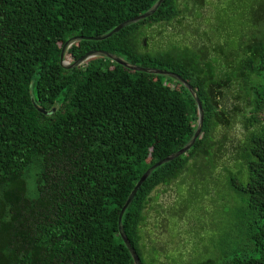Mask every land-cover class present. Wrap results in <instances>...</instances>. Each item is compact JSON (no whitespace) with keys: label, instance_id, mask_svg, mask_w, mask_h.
I'll return each mask as SVG.
<instances>
[{"label":"trees","instance_id":"obj_1","mask_svg":"<svg viewBox=\"0 0 264 264\" xmlns=\"http://www.w3.org/2000/svg\"><path fill=\"white\" fill-rule=\"evenodd\" d=\"M155 1L0 0V264H134L118 233L119 211L140 175L188 142L195 100L198 135L141 182L121 214L123 235L145 264L140 227L154 190L195 165L212 170L220 146L215 128L241 116L245 134L234 146L240 162L221 177L227 172L246 217L234 244L223 243L218 264H264V1L251 10L222 7L239 33L227 53L212 44L213 56L201 33L200 44L145 48L147 29L182 23L202 0H162L145 18L88 38ZM62 47L69 63L104 51L170 72L196 99L178 80L104 57L65 68ZM225 90H233L231 109Z\"/></svg>","mask_w":264,"mask_h":264},{"label":"rangeland","instance_id":"obj_2","mask_svg":"<svg viewBox=\"0 0 264 264\" xmlns=\"http://www.w3.org/2000/svg\"><path fill=\"white\" fill-rule=\"evenodd\" d=\"M202 1L203 7L198 14L191 9L182 23L172 22L147 29L146 50H161L178 42L200 44L202 42L198 37L201 33L203 40L208 39L203 42L207 56H213L210 49L215 43L220 44L222 51L227 53L228 40L235 42L239 32L235 30L234 16L227 17L230 11L228 13L222 7L251 10L252 4L264 0ZM214 4H218L217 7ZM187 6L191 7L192 3L188 1ZM244 14L251 18L246 10ZM217 35L221 36L217 39ZM91 58L94 57L88 59ZM222 95L224 106L231 109L233 90H225ZM241 121L242 117L236 116L230 125L215 128L213 138L220 146L214 156L212 170L207 172L200 165H195L173 183L154 190L155 202L152 208L145 211V219L140 227L145 264H218L223 243L234 244V236L246 216L236 190L225 183L227 172L224 178L221 176L224 175L223 169L233 170L240 162L234 146L243 141L245 134ZM230 172L236 174L235 171ZM217 175H220V181H216ZM204 179L208 181L207 184Z\"/></svg>","mask_w":264,"mask_h":264},{"label":"water","instance_id":"obj_3","mask_svg":"<svg viewBox=\"0 0 264 264\" xmlns=\"http://www.w3.org/2000/svg\"><path fill=\"white\" fill-rule=\"evenodd\" d=\"M162 0H157L155 1L148 10H146L145 12L132 17L128 20H126L124 23L117 25L116 27H114L113 29H111L110 31H108L105 34L99 35V36H95V37H88L89 39H100V38H104L106 36H109L111 33H113L114 31H116L118 28H120L122 25L128 24V23H134L140 19L145 18L146 16L150 15L155 9L156 7L160 4ZM78 39V37L73 38L68 40L67 42V46L69 44H71L72 42L76 41ZM63 51H64V47L61 48L60 54H59V64L65 68H70V67H74L79 65L80 63H82L84 60H87L90 57H104V58H108L118 64L123 65L124 67H127L131 70H136V71H144V72H149V73H155V74H164L166 76H169L175 80L180 81L183 86L190 92V94L192 95V97L195 98V95L191 89V87L186 84L183 80H181L180 78L176 77L175 75L171 74L170 72L167 71H163V70H159V69H155V68H147V67H140V66H136V65H132L129 63H126L125 61H123L121 58L115 56L114 54L108 53V52H104V51H92L89 53H86L83 57L77 59L76 61L69 63L65 60H63ZM196 102V106H197V121H196V125H195V129L193 131V134L191 135L190 139L188 140L187 143H185L183 146H181L178 150H176L175 152L167 155L166 157L158 160L157 162H155L154 164H152L150 167H148L138 178V180L135 182L134 186L132 187L131 191L129 192L126 200L124 201L123 205L121 206V209L119 211L118 214V218H117V229H118V233L121 237L122 242L124 243L125 247L127 248L132 261L134 264H141L139 262V259L137 257V255L135 254L134 250L132 249V247L129 245L127 239L125 238V236L123 235V232L121 230V226H120V217L121 214L123 212V210L125 209V207L127 206V204L129 203L132 195L134 194V192L136 191V189L139 187V185L141 184V182L145 179V177L157 166H159L160 164H162L163 162H166L182 153H184L189 146L192 144L193 140L196 138V136L198 135L199 131H200V123H201V110H200V105L198 103L197 100H195Z\"/></svg>","mask_w":264,"mask_h":264}]
</instances>
